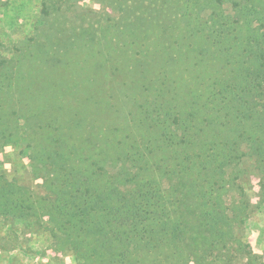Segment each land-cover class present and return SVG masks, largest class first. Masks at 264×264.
Listing matches in <instances>:
<instances>
[{
	"label": "rangeland",
	"instance_id": "rangeland-1",
	"mask_svg": "<svg viewBox=\"0 0 264 264\" xmlns=\"http://www.w3.org/2000/svg\"><path fill=\"white\" fill-rule=\"evenodd\" d=\"M220 9L228 16L236 13L228 3ZM171 10L161 11L154 0H0V187L50 199L45 182L52 168L41 167L37 159L45 139L62 134L98 144V126H116L108 130H116L118 138L131 133L128 143L136 147H126L130 154L143 153V99L145 93L151 94L148 102L160 96H152L155 90L145 89L143 81L145 86L148 81L157 84V74L179 63L171 55L161 67L151 65L144 50L159 32L147 35L152 26L150 19L143 21L151 16L167 21ZM250 27L261 37L263 28L256 22ZM159 34L166 45L170 36ZM258 47L264 49V40ZM251 93L250 106L262 110L264 87ZM135 97L137 105L132 106ZM132 108L140 112L138 123ZM231 115L225 113L226 118ZM249 122L241 117L235 132L222 124L223 131L213 133L204 152L189 149L171 183L158 178L161 189L174 187L182 196L180 216L174 219L180 226L171 232L172 223H166L168 230L160 228L157 240L144 232L143 248L136 246L135 236L123 246L128 264H264V157L253 151L257 136L245 135ZM96 144L87 155L97 153ZM193 161L201 167L198 176L182 172L181 164ZM118 165L106 167L116 173L123 168ZM126 170L136 173L137 159L127 160ZM212 212L221 219L206 216ZM61 245L45 214L0 215V264H87Z\"/></svg>",
	"mask_w": 264,
	"mask_h": 264
},
{
	"label": "trees",
	"instance_id": "trees-1",
	"mask_svg": "<svg viewBox=\"0 0 264 264\" xmlns=\"http://www.w3.org/2000/svg\"><path fill=\"white\" fill-rule=\"evenodd\" d=\"M154 1L159 2L161 11L173 9V17L163 22L154 16L145 18L143 24L150 19L152 26L147 35L155 29L168 34L170 39L165 45L160 34L154 33L144 55L151 65L159 63L158 67L171 55L179 63L173 70L162 68L158 80H154L157 84L147 80L145 86L143 81L145 89L155 90L152 96L160 93L153 102L147 101L151 94L147 97L145 93L143 99L146 102L143 153L138 149L130 154L126 147H136L128 143L131 133L118 138L116 130H108L116 126L106 125L105 130L98 126L101 133L98 144H90L77 135L70 140L65 137L69 135L62 134L46 138L37 159L41 167L52 168L51 178L45 182L50 199L47 196L35 199L29 192L8 189L6 185L0 187V215L25 211L47 215L50 229L60 234L61 246L71 247L87 264H128L123 259L126 252L123 246L131 245L135 236L136 246L143 248L144 232L157 240L160 228L168 230L166 223H172L171 232L180 226V220L176 224L174 219L180 216L182 196L175 194L174 187L161 189L158 178L170 182L179 162L189 156V149L204 152L213 133L223 131L222 124L235 132L241 125V117L250 119L252 122L245 124V135L248 133L249 139L257 136V140H252L253 151L263 153L264 157V108L250 106L254 100L251 91L264 87V49L257 51L260 39L264 40V0ZM224 3L236 10L234 16L220 9ZM245 10L249 12L248 18H244ZM254 22L263 28L261 37L250 27ZM242 52L247 56H242ZM135 104L136 97L132 106ZM132 109L138 123L140 112L138 108ZM250 110L254 113H248ZM226 112L233 115L226 118ZM95 144L97 153L87 155L86 150ZM134 158L138 170L128 174L124 163ZM118 162L122 171L109 172L106 166L110 163L120 166ZM181 167L183 173L194 176L201 170L195 161ZM192 213L196 217L198 212ZM206 216L214 222L221 219L215 212ZM153 257L149 259L154 260Z\"/></svg>",
	"mask_w": 264,
	"mask_h": 264
}]
</instances>
